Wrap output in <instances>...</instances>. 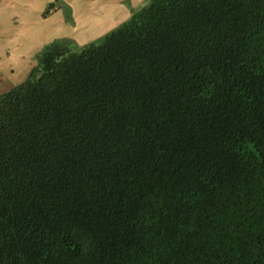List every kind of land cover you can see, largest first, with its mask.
Returning a JSON list of instances; mask_svg holds the SVG:
<instances>
[{
  "label": "trees",
  "instance_id": "16d2710c",
  "mask_svg": "<svg viewBox=\"0 0 264 264\" xmlns=\"http://www.w3.org/2000/svg\"><path fill=\"white\" fill-rule=\"evenodd\" d=\"M35 59L0 92V264H264V0H148Z\"/></svg>",
  "mask_w": 264,
  "mask_h": 264
},
{
  "label": "rangeland",
  "instance_id": "374dc122",
  "mask_svg": "<svg viewBox=\"0 0 264 264\" xmlns=\"http://www.w3.org/2000/svg\"><path fill=\"white\" fill-rule=\"evenodd\" d=\"M140 2L0 0L1 78L13 84L23 81L36 63V53L56 38L70 37L79 44L103 40L143 6Z\"/></svg>",
  "mask_w": 264,
  "mask_h": 264
},
{
  "label": "crops",
  "instance_id": "0c3cea01",
  "mask_svg": "<svg viewBox=\"0 0 264 264\" xmlns=\"http://www.w3.org/2000/svg\"><path fill=\"white\" fill-rule=\"evenodd\" d=\"M139 1H141L140 4L144 5L148 0H139ZM14 85L15 84L9 82V80L7 78H1V75H0V92L8 90L9 88H11Z\"/></svg>",
  "mask_w": 264,
  "mask_h": 264
}]
</instances>
